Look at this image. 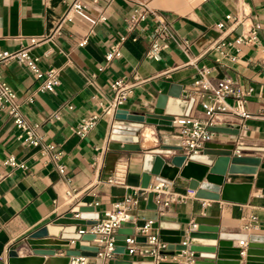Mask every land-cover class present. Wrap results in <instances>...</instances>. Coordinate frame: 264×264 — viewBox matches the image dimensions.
Segmentation results:
<instances>
[{"label":"crops","instance_id":"obj_1","mask_svg":"<svg viewBox=\"0 0 264 264\" xmlns=\"http://www.w3.org/2000/svg\"><path fill=\"white\" fill-rule=\"evenodd\" d=\"M73 1L0 0V51L28 46L30 38L36 37L40 43L32 46L30 53L40 68L55 66L60 70V83L51 93L38 88L39 80L27 65L14 59L0 63V73L17 92L24 117L39 124L40 136L38 145H30L17 137L19 130L9 115L0 117V264H9L11 250L19 256L31 253L32 246L27 243L30 233L75 206L94 207L84 212L86 227L128 196L137 200L130 205L132 214L148 209L149 189L141 186L143 157L146 152H166L159 136L165 129L146 124L139 134L142 151L110 147L114 117L103 107L118 78L130 82L135 75L140 78L120 105L133 113L151 112L159 94L180 85L181 97L189 100L185 118L206 116L204 98L193 87L203 68L213 79L231 77L244 89L252 87L245 102L250 117L234 113L219 116L222 121L240 124V133L217 132L213 141L234 143L235 150L242 146L239 154L259 156L264 162V0H148L164 15L171 30L158 59L148 55L154 42V17L131 28L134 5L130 1L82 0L90 17L97 19L103 14L105 18L93 23L74 13L71 20L61 23ZM228 13L261 23L256 43L217 46L221 41L235 44L240 33V26L233 29L225 20ZM222 20L226 21L223 28L218 25ZM60 23L61 32L54 34ZM119 41L120 55L107 59L106 54ZM96 112L100 117L95 126L84 136L78 134L80 119ZM10 156L25 166L6 163ZM118 175H123V182L110 181ZM240 177L252 184L247 202L197 197L188 188V180L178 175L165 185L159 198V212L176 219L165 224L173 230L207 215L220 218V229L228 236L264 235V167ZM230 180L227 174L225 182ZM156 183L152 178L150 186ZM148 221L136 217L137 228ZM151 223V232H158L155 221ZM78 246L79 241L44 247L61 255ZM234 247L241 248L244 264L246 250L241 239H234ZM118 259L155 258L151 251L137 249L133 254L91 256L89 263L114 264ZM161 259L178 260V256Z\"/></svg>","mask_w":264,"mask_h":264},{"label":"water","instance_id":"obj_2","mask_svg":"<svg viewBox=\"0 0 264 264\" xmlns=\"http://www.w3.org/2000/svg\"><path fill=\"white\" fill-rule=\"evenodd\" d=\"M241 27L239 28V31ZM182 87L173 85L167 93H161L151 112L133 113L124 108H117L113 112V126L110 134V147L121 150L142 151L140 132L146 124H153L160 133L161 148L168 151L180 149V135L173 133V119L185 114L188 99L181 97ZM216 132L240 133V124L223 122L210 126ZM234 143H217L210 141L205 143L204 149L197 154L186 156L176 153L172 157H165L161 153L146 152L143 157V188H148L151 179H162L172 183L177 176L188 180V188L194 190L197 197L211 199H225L237 202H247L251 182H242L241 174L255 173L259 166L264 167L259 156L236 154ZM243 148L237 146V149ZM229 174L230 182H225ZM148 209L137 211V218L154 220V227L158 229L159 237L167 243V247L161 250L163 255L174 256L178 250L188 248L195 253L190 264H241L242 251L240 247H234V239L238 238L247 242L244 264H264V235L244 234L228 236L220 229V218L207 215H199L194 219L197 225L176 229L166 225V222H176L174 217L161 214L158 203L154 200V192L148 193ZM94 210L93 206H75L72 210L58 216L51 222L39 227L27 238L31 247V253L19 256L16 250L10 251L9 264H69L72 255L95 256L98 247L91 243L93 233H79V225L88 221L84 212ZM79 213L80 216H74ZM95 222V221H94ZM93 222V223H94ZM137 223L127 222L125 227L118 230L117 239L123 240L128 234H133ZM70 238L79 240L78 248H68L64 254H57L56 249L44 247L45 245H68ZM137 249L152 251L153 246L147 243V235H138ZM36 246V247H34ZM124 251V246L118 245L116 252ZM114 264H180L178 260L158 261H132L118 259Z\"/></svg>","mask_w":264,"mask_h":264},{"label":"built area","instance_id":"obj_3","mask_svg":"<svg viewBox=\"0 0 264 264\" xmlns=\"http://www.w3.org/2000/svg\"><path fill=\"white\" fill-rule=\"evenodd\" d=\"M128 1L134 5V12L129 18L131 28L139 22L145 20L147 17L151 16L155 18L156 25L153 33L154 42L148 51V55L158 59L161 52L166 47V39L171 34L169 24L167 23L164 15L153 8L149 4L148 0ZM84 9L85 5L82 0H74L63 16L61 23L67 19L71 20L74 13L82 15L93 23L97 20L105 18L103 14H101L97 19L92 18L85 12ZM225 20L229 22V26L233 29L240 26L241 30L235 39V44L231 41H221L217 45L218 47L221 48L225 45L236 46L240 43L257 42L259 30L262 26L260 22L250 20L246 17H241L240 15H234L233 13L226 14ZM226 21L222 20L218 23V25L223 28L226 26ZM61 23L54 31V34L61 32ZM54 34L48 37V39H51ZM39 43L40 42L36 37H31L30 44L28 46H24L13 51H0V63L14 59L27 65L34 73L35 78L39 80L38 88L55 93L56 87L60 83V70L55 66H50L44 70L40 68L38 60L30 53L31 47ZM84 43L85 39L80 42V44ZM120 44L121 41L112 46L111 50L106 54L107 59L120 55ZM223 53L228 54L225 52ZM232 58L234 59V57ZM139 81L140 78L137 75H135L134 81L131 82L122 78L114 80L111 84L113 95L109 102L103 107V110L106 113H112L114 110L119 108L120 105L124 103L128 94L132 91L134 85ZM193 87L196 89V93L204 98L206 116L203 118H185L182 116H176L172 122V131L173 133H178L180 135L181 148L166 151L163 153L165 157H172L176 153H182L186 156L200 153L204 149L205 143L213 141L217 133L216 131L211 130L210 126L225 122L219 118L222 113H234L241 115L242 117L251 116V114L245 109V102L247 97L253 92L252 87L244 89L231 77L213 79L210 75H208V70L206 68L201 69L200 75L193 82ZM4 114L9 115L15 126L18 128V138H22L30 145H38L40 143V136L37 132L39 124L31 123L24 117L17 92L0 73V117ZM99 117L100 113L96 112L81 118L76 127L78 134L84 136L92 127L95 126ZM50 120H53V118ZM49 147L53 148L52 145H49ZM238 152V149L234 151L236 154H239ZM6 163L19 167L25 166L24 163H19L14 156H10L6 160ZM154 180L157 183L153 186L149 185L147 189L154 192V200L158 203V207L160 208V195L165 191V185L170 182L162 179ZM110 181L123 182V175L111 178ZM67 196L72 199L71 191H67ZM136 202V199H132L128 196L124 200L115 203L111 209L105 211L103 217L96 220L89 227L79 225V233L83 234L89 232L95 235L91 240V243L96 245L98 250L96 255L93 257H112L118 253L116 252V247L118 245L124 246V251L121 252V254H133L136 252L137 245L139 244L137 241L138 235H147V243L153 246V250L151 252L154 254L156 261L165 256L161 254V250L167 247V243L160 239L158 232H151V220L141 227L137 228L136 226L135 232L133 234H128L125 239H117L116 235L118 234V230L120 228L125 227L127 222H136L137 216L129 211L130 205ZM165 203L167 204V201H165ZM74 216L79 217V213H75ZM191 225L192 228L197 226L194 222ZM76 241L79 240L70 238V242L75 243ZM241 242L244 244V249L246 250L247 242L245 240H241ZM176 255L178 256L180 264H190L195 257V253L190 251L188 248L178 250L175 256ZM89 257L91 256L72 255L69 264H91L89 263Z\"/></svg>","mask_w":264,"mask_h":264}]
</instances>
